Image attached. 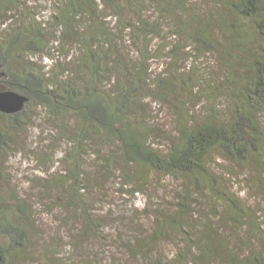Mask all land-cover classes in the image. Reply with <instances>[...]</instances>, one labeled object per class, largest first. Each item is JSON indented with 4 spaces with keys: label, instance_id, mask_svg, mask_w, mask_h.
<instances>
[{
    "label": "trees",
    "instance_id": "16d2710c",
    "mask_svg": "<svg viewBox=\"0 0 264 264\" xmlns=\"http://www.w3.org/2000/svg\"><path fill=\"white\" fill-rule=\"evenodd\" d=\"M213 2L203 10L192 0H53L49 20L39 21L21 14L25 0H0V90L26 94L28 106L48 111L70 166L67 209L82 216V231L101 234L84 190L103 177L120 179L131 196L146 193L154 176L181 184L175 205L156 210L149 243L140 236L130 244L143 253L154 240L184 238L173 259L157 264H264L259 209L233 191L228 175L238 174L218 161L248 170L264 188V0ZM68 38L76 47L70 62L47 68L44 58L65 51ZM191 48L219 56L226 74L219 80L186 70ZM154 103L172 111L171 130L159 127ZM26 112L0 111L3 152ZM160 137L166 142L154 140ZM88 155L95 172L85 169ZM7 204L0 200V264L32 243L31 207Z\"/></svg>",
    "mask_w": 264,
    "mask_h": 264
},
{
    "label": "rangeland",
    "instance_id": "374dc122",
    "mask_svg": "<svg viewBox=\"0 0 264 264\" xmlns=\"http://www.w3.org/2000/svg\"><path fill=\"white\" fill-rule=\"evenodd\" d=\"M51 1L53 0H25L21 14L36 16L39 21H48ZM192 3V7H204V10L214 2L192 0ZM67 40L69 42L65 51H56L52 57L44 58L47 68L52 67L55 62L62 65L70 62L76 47L72 46L69 38ZM188 51V57L182 60L186 70L191 71L195 66L197 76L203 75L204 78L216 76L219 79L226 74L223 60L216 54H196L192 48ZM162 63L163 60L160 63L155 62L154 67H160ZM221 101L228 107L225 98ZM205 102L195 107L202 109ZM154 107V116L159 127L166 131L171 130L174 126L172 111L158 103H154ZM24 110L27 112L20 119H25L26 122H22V129L15 130L13 147L6 152L0 150V200L15 206L22 201L33 212L32 243L27 250L11 254L12 264H56L58 261L64 263L66 259L72 262L82 258L85 261H94V264H157L156 260L160 258L173 259L177 250L185 246L184 238L173 236L164 237L159 242L154 240L149 244L150 250L145 248L143 253L130 249V244L140 236L144 242L149 243L153 235L156 210L160 206L175 205L181 184L160 176L153 177L146 193L135 196L124 192L120 179L115 177H110L109 180L103 177L98 187L92 186L91 190H84L87 207L103 227L97 237L88 234L86 230L82 231V216L75 210L67 209L73 189L65 184L70 169L69 163L62 161L65 144L57 141L58 130L44 107L32 104L26 105ZM262 118L264 124V113ZM154 140L164 143L167 139L160 137ZM95 160V156H87L85 169L88 172L99 169ZM218 161L227 168L226 171L229 169L237 172L238 176L230 178L228 175L233 191L249 205L259 209L264 223V188L254 181L248 170L237 169L233 163L221 158ZM60 178L64 180L61 181ZM206 204L207 202H202L201 207L204 208ZM9 218L16 222V216L11 215ZM227 231L229 235L235 232L230 228ZM235 239L232 238L231 241L235 242ZM238 241L236 245L243 240Z\"/></svg>",
    "mask_w": 264,
    "mask_h": 264
},
{
    "label": "water",
    "instance_id": "95a60500",
    "mask_svg": "<svg viewBox=\"0 0 264 264\" xmlns=\"http://www.w3.org/2000/svg\"><path fill=\"white\" fill-rule=\"evenodd\" d=\"M3 74L2 64H0V75ZM30 98L28 95L15 90H0V111L12 114L25 109Z\"/></svg>",
    "mask_w": 264,
    "mask_h": 264
}]
</instances>
